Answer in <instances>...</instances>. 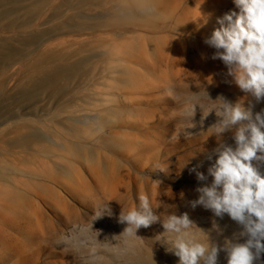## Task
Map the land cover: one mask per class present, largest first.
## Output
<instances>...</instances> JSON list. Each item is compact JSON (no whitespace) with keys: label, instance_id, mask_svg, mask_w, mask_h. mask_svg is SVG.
Listing matches in <instances>:
<instances>
[{"label":"rangeland","instance_id":"1","mask_svg":"<svg viewBox=\"0 0 264 264\" xmlns=\"http://www.w3.org/2000/svg\"><path fill=\"white\" fill-rule=\"evenodd\" d=\"M16 1L0 0V89L14 80L45 44L68 39L76 32L73 29L56 33L47 29L39 31L44 19L50 18L49 23H53L54 12L61 15L64 3L79 11L81 5L88 6L93 2L34 0L23 9V16L11 18L19 11ZM160 7V11L152 9L148 15L134 11V16L143 24L139 29L140 38L146 45L161 38L166 43L167 57L162 60L154 50H149L150 54L144 59L136 51L138 57L127 59L142 70L146 68L156 83L155 90L140 98L129 94L127 101L121 103L126 112L112 116L111 126L95 128L98 130L96 135L122 137L114 143L113 150L109 146L103 149L113 165L101 160L98 164L103 174L97 177L78 163V178L70 177L68 184L55 186L64 204L58 203L43 211L36 222L32 240H17L3 246L0 264H178L179 258L166 251L171 247L166 241L175 238L174 234L164 232L162 226L170 214L187 213L193 223L187 230L190 238L205 244H223L226 238L241 231L227 214L221 219L201 204L193 206L201 195L197 189L212 182L208 169L216 159L213 150L220 143L235 147L232 131L223 133L220 139L211 135L212 126L219 119L216 113L220 98L245 107L251 102L254 115L264 111V99L257 102L251 95L243 93L227 74L222 61L211 58L215 49L204 42L221 27L218 18L230 11L239 13V9L233 0H163ZM100 19L103 16L85 21ZM82 26L86 27L85 32H91L90 29L101 32L107 28ZM106 31L113 37L115 32L116 37L123 39L139 36L128 25L108 27ZM87 73L85 69L65 71L57 76L53 74L47 80L76 82L88 78ZM49 85L41 89L28 88L26 96L16 103L33 108L40 97L49 92ZM194 103L199 105L192 119L196 126L190 128V106ZM138 104L140 109L136 110ZM209 110L212 111L204 116ZM125 115L133 120V125L121 131L118 117ZM185 128H189L186 131L192 135L182 131ZM178 131H181L179 140L176 139ZM90 161H96L95 157H90ZM252 163L264 175V161ZM110 166L114 168L112 177L106 175ZM197 173H202L206 179L199 180ZM141 195L148 197L161 222L148 228L141 227L136 233L138 237H128L123 233L127 225L119 223L118 217L120 212L138 208ZM107 206L112 215L93 220ZM95 231L99 232L97 239ZM20 238L24 237L20 235ZM80 241L87 243L81 245ZM93 247L97 250L95 257L90 254ZM218 264H227L226 254L222 251ZM255 264H264V253Z\"/></svg>","mask_w":264,"mask_h":264},{"label":"bare ground","instance_id":"2","mask_svg":"<svg viewBox=\"0 0 264 264\" xmlns=\"http://www.w3.org/2000/svg\"><path fill=\"white\" fill-rule=\"evenodd\" d=\"M32 1L17 0L19 11L12 17L6 15L20 18ZM161 1L93 0L88 6L81 5L79 11L64 3L61 15L54 12L53 23H49L50 18L42 21L39 31L76 32L68 39L45 44L33 61L0 89V249L17 240L34 238L43 211L64 204L55 186L68 184L70 177L78 178V163L97 177L103 174L98 164L101 160L113 165L103 149L109 146L113 150L122 137L96 135L95 128L111 126L112 116L126 112L121 103L129 94L140 98L155 90L156 83L146 68H138L128 57H138V52L144 59L149 50L162 60L167 57L166 43L161 38L148 45L140 38L143 24L134 16V11L146 15L152 9L160 11ZM98 16L103 19L85 21ZM83 24L107 28L128 25L139 36L123 39L114 32L113 37L107 28L85 32ZM78 69H85L88 78L76 82L47 80L53 74ZM47 84L51 89L33 108L16 103L26 96L28 88L41 89ZM135 109L139 110L140 104ZM118 119L121 131L133 125L128 115ZM90 157L96 161H90ZM106 175L114 176L113 166Z\"/></svg>","mask_w":264,"mask_h":264},{"label":"clouds","instance_id":"3","mask_svg":"<svg viewBox=\"0 0 264 264\" xmlns=\"http://www.w3.org/2000/svg\"><path fill=\"white\" fill-rule=\"evenodd\" d=\"M233 2L239 13L230 11L218 18L217 23L221 27L204 42L215 49L211 58L222 61L235 85L259 102L264 99V0ZM220 101L218 114L215 112L219 119L212 126L214 131L211 135L220 139L223 133L232 131L235 147L220 143L213 150L216 159L208 169L212 182L197 189L201 195L193 206L201 204L221 219L227 214L241 231L232 238H226L223 244H205L190 238L187 230L193 223L187 213L168 215L162 226L164 232L174 234L175 238L166 241L171 245L166 251L179 258L178 264H218L221 251L226 254L227 264H255L264 253V175L252 163L254 160L264 161V111L254 115L251 102L245 107L222 97ZM197 105L190 106V128L196 126L192 119ZM186 129L189 128L182 131L192 135ZM180 138L181 131H178L176 139ZM197 178L206 179L202 173H197ZM139 201L138 208L120 212L118 217L119 223L127 225L123 233L128 237H138V229L160 221L147 196L141 195ZM102 215L111 216V209L107 206L93 220ZM95 232L97 239L99 232ZM241 238L243 242H240ZM86 243L80 241L81 245ZM96 251L93 247L90 254L95 257Z\"/></svg>","mask_w":264,"mask_h":264}]
</instances>
